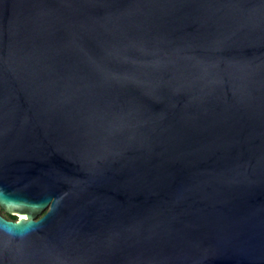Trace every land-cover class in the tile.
Segmentation results:
<instances>
[{
  "label": "water",
  "instance_id": "95a60500",
  "mask_svg": "<svg viewBox=\"0 0 264 264\" xmlns=\"http://www.w3.org/2000/svg\"><path fill=\"white\" fill-rule=\"evenodd\" d=\"M0 264H264V0H0Z\"/></svg>",
  "mask_w": 264,
  "mask_h": 264
},
{
  "label": "flooded vegetation",
  "instance_id": "af4514ba",
  "mask_svg": "<svg viewBox=\"0 0 264 264\" xmlns=\"http://www.w3.org/2000/svg\"><path fill=\"white\" fill-rule=\"evenodd\" d=\"M2 212H4V214L2 213ZM0 213L4 216V217H6V218H8V219H17L19 216L17 215V214H13V215H9V214H7L3 209H1L0 208Z\"/></svg>",
  "mask_w": 264,
  "mask_h": 264
},
{
  "label": "rangeland",
  "instance_id": "374dc122",
  "mask_svg": "<svg viewBox=\"0 0 264 264\" xmlns=\"http://www.w3.org/2000/svg\"><path fill=\"white\" fill-rule=\"evenodd\" d=\"M4 214V212H2Z\"/></svg>",
  "mask_w": 264,
  "mask_h": 264
}]
</instances>
